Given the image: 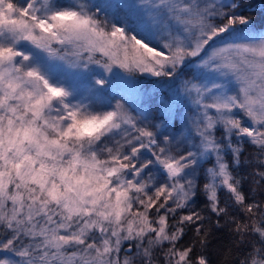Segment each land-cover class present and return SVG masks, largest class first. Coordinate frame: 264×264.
<instances>
[{
  "label": "snow or ice",
  "instance_id": "1",
  "mask_svg": "<svg viewBox=\"0 0 264 264\" xmlns=\"http://www.w3.org/2000/svg\"><path fill=\"white\" fill-rule=\"evenodd\" d=\"M148 77L185 132L106 98ZM200 192L232 234L216 264H264V24L245 0H0V264H212Z\"/></svg>",
  "mask_w": 264,
  "mask_h": 264
},
{
  "label": "trees",
  "instance_id": "2",
  "mask_svg": "<svg viewBox=\"0 0 264 264\" xmlns=\"http://www.w3.org/2000/svg\"><path fill=\"white\" fill-rule=\"evenodd\" d=\"M246 11L253 15L257 24H264V0H245ZM170 83L166 82L164 78H153L148 77L140 81L139 91L137 94H122L120 87L117 84H114L113 87L107 89V99L111 101L112 104H115L117 100L121 103L125 104L126 107H129L130 110H134V115H139L143 113L148 116V120L151 123L164 125L167 122V132L169 134L175 133L177 135L180 134V130L178 129L179 118H174V121H171V115L167 111L160 110L159 100L162 96L170 95ZM115 97V99H112ZM183 121V120H182ZM172 130V131H171ZM219 137V135L217 134ZM245 153L244 158H248L252 155L253 149L245 145ZM230 159V157H227ZM250 171L249 168L241 169V172ZM202 183V181H201ZM251 185L246 183L244 185L245 192H248ZM221 201H224L227 198V194L225 192L219 193ZM207 199L205 195L200 192L197 194L196 203L192 207L199 211L201 215L207 217L205 220V227L212 229L213 241L212 244L208 248V254L212 261V264H216L218 260H220L223 247L228 243V241L232 238V234L230 232V226L225 225L221 230L217 231L215 228V216L210 213L207 208ZM187 212L188 210H184ZM223 224V221H221ZM195 237V232L193 227H189L186 230V234L183 239L179 242L181 245L189 244ZM198 239V238H197ZM200 251L199 246H197V250L193 252V256ZM234 255H240L235 249L233 250ZM225 259H230L229 257H225ZM162 262V257H161Z\"/></svg>",
  "mask_w": 264,
  "mask_h": 264
},
{
  "label": "rangeland",
  "instance_id": "3",
  "mask_svg": "<svg viewBox=\"0 0 264 264\" xmlns=\"http://www.w3.org/2000/svg\"><path fill=\"white\" fill-rule=\"evenodd\" d=\"M92 2L94 3V4H96V5H100V4H103V3H105V2H107V0H92ZM124 14V12H123V10L121 11V15H123ZM139 91V85H138V87H137V91L136 92H134V93H131L130 95H134V94H137V92ZM109 100V99H108ZM187 115H189V113H188V107L186 106V105H180V111H179V113H177V110H176V106H175V104H174V106H173V111H172V113H171V121L173 122L174 121V118H179V123H178V129L176 130V131H178V130H180L179 132H180V134L182 133V132H185L186 131V128H185V117L187 116ZM183 120V121H182ZM172 131V130H171ZM179 134V135H180ZM217 134L220 136V132H217ZM177 135V134H176ZM208 166H210V162L208 163V164H205V167H208Z\"/></svg>",
  "mask_w": 264,
  "mask_h": 264
}]
</instances>
